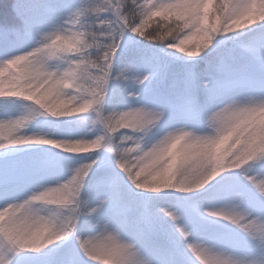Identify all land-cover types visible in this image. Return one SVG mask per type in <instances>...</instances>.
Returning a JSON list of instances; mask_svg holds the SVG:
<instances>
[{
    "label": "clouds",
    "instance_id": "obj_1",
    "mask_svg": "<svg viewBox=\"0 0 264 264\" xmlns=\"http://www.w3.org/2000/svg\"><path fill=\"white\" fill-rule=\"evenodd\" d=\"M54 2L11 0L30 26L0 49V158L41 148L53 165L0 200V264H37L69 244L52 264H264V84L192 95L170 123L167 106L145 99L155 66L118 64L131 45L141 59L189 64L231 43L254 46L264 69V0ZM37 4L48 11L33 19ZM148 217L167 218L172 238L151 239Z\"/></svg>",
    "mask_w": 264,
    "mask_h": 264
},
{
    "label": "trees",
    "instance_id": "obj_2",
    "mask_svg": "<svg viewBox=\"0 0 264 264\" xmlns=\"http://www.w3.org/2000/svg\"><path fill=\"white\" fill-rule=\"evenodd\" d=\"M10 5L11 0H8V4H5L4 0H0V26L7 23L10 30H22V25L13 16ZM52 6L57 11L61 10L62 0H55ZM47 11V6L37 4L30 8L29 15L33 19H37L46 15ZM15 39L14 35H10L7 40L0 38V49L8 47L15 42ZM218 53L214 52L206 59L195 63L184 64L165 56H160L157 59L152 53L145 54L141 59L134 46L129 48V51L121 57L118 64L135 59L139 71H147L150 65H154L157 74L146 89L145 99L157 105L167 106L172 117L169 122L178 123L183 119L187 110L186 103L192 95H195L202 102L205 91L225 94L243 91L247 88H259L264 84V76L260 74H264V69H261L257 61L254 46L250 52H242L229 43L223 45ZM204 80L210 82L208 89L201 86V81ZM109 168L110 165L104 163L95 175L97 177L102 176ZM52 169L50 152L41 148L14 152L6 158H0V200H10L22 196L36 184L45 181ZM92 184V195H97L95 182L93 181ZM118 195L130 198V193L126 188H122ZM175 203H177L175 198L169 197L168 199L152 201L151 207L155 210ZM159 221L156 234L151 239L164 243L172 238L171 225L165 217H161ZM71 247L70 244L64 245L47 253L38 258L37 264H52L53 261L66 256Z\"/></svg>",
    "mask_w": 264,
    "mask_h": 264
},
{
    "label": "snow or ice",
    "instance_id": "obj_3",
    "mask_svg": "<svg viewBox=\"0 0 264 264\" xmlns=\"http://www.w3.org/2000/svg\"><path fill=\"white\" fill-rule=\"evenodd\" d=\"M13 16L18 19L22 25V32L19 34L20 36H23L26 34L29 26H30V21H28L27 19L22 17V14L19 12V10H13ZM16 29H11L8 27V24L6 23L4 26H0V38H3L5 40H7L9 38L10 35H13V32ZM118 211L120 212V214H123V209H118ZM162 212H164L165 214H169L167 209H162ZM173 221L176 220L175 216L171 217ZM160 223V221L158 219H155L153 217H148L145 219L144 222V226L146 228H151L154 226H158ZM177 230L178 231H182V228H180L179 226H177ZM194 247V246H193ZM164 249H161V252H164Z\"/></svg>",
    "mask_w": 264,
    "mask_h": 264
},
{
    "label": "rangeland",
    "instance_id": "obj_4",
    "mask_svg": "<svg viewBox=\"0 0 264 264\" xmlns=\"http://www.w3.org/2000/svg\"><path fill=\"white\" fill-rule=\"evenodd\" d=\"M134 46H135V45H133V46L131 45L130 48H133ZM104 171H105V170H104ZM103 194H104V193H103Z\"/></svg>",
    "mask_w": 264,
    "mask_h": 264
}]
</instances>
